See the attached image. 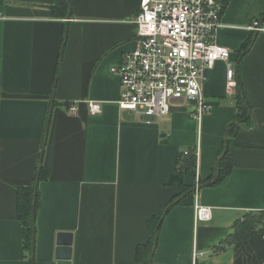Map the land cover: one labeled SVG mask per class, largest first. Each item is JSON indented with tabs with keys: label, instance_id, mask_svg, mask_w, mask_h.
Returning a JSON list of instances; mask_svg holds the SVG:
<instances>
[{
	"label": "crops",
	"instance_id": "0c3cea01",
	"mask_svg": "<svg viewBox=\"0 0 264 264\" xmlns=\"http://www.w3.org/2000/svg\"><path fill=\"white\" fill-rule=\"evenodd\" d=\"M54 3L0 0V264H31L16 195L35 184L40 166L47 179L38 182L32 264H58V233L72 235L70 264H148L136 248L162 213L152 264H264L257 230L225 243L244 215L264 211V32L247 29L262 20L264 0H229L220 18L216 43L230 51L251 118L231 137L232 168L219 183L214 167L237 113L224 63L205 71L202 93L212 108L199 122L186 103L140 119L118 108L120 82L110 70L135 47L140 0H71L67 22L51 17ZM88 101L101 113L90 115ZM72 103L78 110L70 115L64 107ZM196 146V169L184 183H198L199 204L212 209L206 223L195 222L193 205L167 208L178 155Z\"/></svg>",
	"mask_w": 264,
	"mask_h": 264
},
{
	"label": "built area",
	"instance_id": "2783aa9c",
	"mask_svg": "<svg viewBox=\"0 0 264 264\" xmlns=\"http://www.w3.org/2000/svg\"><path fill=\"white\" fill-rule=\"evenodd\" d=\"M228 1L140 0L132 20L136 27L135 47L110 69L120 82L118 108L140 119H158L167 115L174 103L192 104V116L199 122L212 108L202 93L205 71L217 62L224 63L227 93L234 94L237 81L230 51L216 43L217 32L223 27L221 14ZM247 29L263 33L264 25L256 19ZM86 104L90 115L101 113L100 103ZM64 110L75 114L77 103L66 105ZM193 155L198 159V146ZM197 189L198 183L194 189V220L206 223L212 219V209L199 204Z\"/></svg>",
	"mask_w": 264,
	"mask_h": 264
},
{
	"label": "trees",
	"instance_id": "16d2710c",
	"mask_svg": "<svg viewBox=\"0 0 264 264\" xmlns=\"http://www.w3.org/2000/svg\"><path fill=\"white\" fill-rule=\"evenodd\" d=\"M71 6V0H70ZM50 14L55 19H66L69 11L67 0H55V3L50 6ZM261 20V19H260ZM264 20V15L262 16ZM261 20V21H262ZM67 31H63L62 43L66 41ZM253 40L250 38L244 42L239 50V58L241 59L245 53L249 50ZM61 57V56H60ZM240 65V63H239ZM56 71V75H57ZM237 81V87L235 90L234 98L236 100L237 113L233 122L227 127V136L224 142V146L220 157L227 149L226 154L220 158L217 162V173L215 183L221 182L231 171L232 165L229 159L228 151L231 146V137L234 136L243 126L250 123L251 108L247 102L246 95L244 93L243 86L239 80ZM196 169V160L193 155V151H187V154L180 153L176 161V167L174 173L170 176L168 185L177 189V194L167 204V208L175 205H193L194 202V187L186 185L184 179L188 173ZM213 178V177H212ZM35 184L30 187L22 188L17 191L16 195V214L18 222L22 229V247L26 252L27 257L30 258L32 252V232H33V219H32V207L34 203V213L39 207V190L38 182L47 179V171L43 166H40L37 170V176ZM35 179V180H36ZM163 218V213L152 217L148 223V240L146 243L139 245L136 248V259L143 260L150 257V253L154 249L158 232L160 229V223ZM236 231L229 237L225 243L229 245L238 239L247 238L252 230H257L262 236H264V211L255 213H247L244 217L236 223ZM35 229V228H34ZM143 254V255H142ZM142 255V256H141ZM149 264V261H148Z\"/></svg>",
	"mask_w": 264,
	"mask_h": 264
},
{
	"label": "water",
	"instance_id": "95a60500",
	"mask_svg": "<svg viewBox=\"0 0 264 264\" xmlns=\"http://www.w3.org/2000/svg\"><path fill=\"white\" fill-rule=\"evenodd\" d=\"M67 3H68V6H69V11H68V15L66 17V22L69 21L70 17H71L70 0H67ZM226 152H227V149L225 148L223 153H222V155H221V157H223L226 154ZM40 163H41V157H40ZM216 170H217V165H215V167H214V173H213L214 174V180L212 181V183L216 179V173H217ZM36 181H38V180L36 179ZM34 203H35V199L33 201V207H32L33 232H32V252H31V256H30L31 264L33 263V260H34V242H35ZM71 246H72V235L70 233H58L56 235V247H55L54 257L57 260L58 264H70L71 255H72ZM149 264H152L151 263V256L149 258Z\"/></svg>",
	"mask_w": 264,
	"mask_h": 264
},
{
	"label": "rangeland",
	"instance_id": "374dc122",
	"mask_svg": "<svg viewBox=\"0 0 264 264\" xmlns=\"http://www.w3.org/2000/svg\"><path fill=\"white\" fill-rule=\"evenodd\" d=\"M234 63V62H233ZM200 254V253H199Z\"/></svg>",
	"mask_w": 264,
	"mask_h": 264
}]
</instances>
